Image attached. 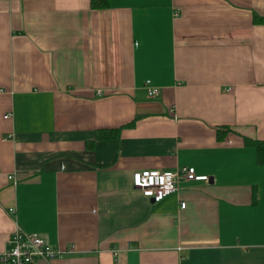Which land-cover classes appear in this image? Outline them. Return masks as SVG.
<instances>
[{
  "label": "crops",
  "instance_id": "crops-1",
  "mask_svg": "<svg viewBox=\"0 0 264 264\" xmlns=\"http://www.w3.org/2000/svg\"><path fill=\"white\" fill-rule=\"evenodd\" d=\"M260 18L264 0H0V264L17 227L74 247L34 264H264ZM184 165L209 180L131 184Z\"/></svg>",
  "mask_w": 264,
  "mask_h": 264
},
{
  "label": "built area",
  "instance_id": "built-area-1",
  "mask_svg": "<svg viewBox=\"0 0 264 264\" xmlns=\"http://www.w3.org/2000/svg\"><path fill=\"white\" fill-rule=\"evenodd\" d=\"M144 89L148 98L158 94V87L150 80L144 82ZM208 181L209 177L198 174L193 166H178L172 169H141L132 172L131 184L144 197L161 200L176 192L183 182ZM185 202H180L183 208ZM74 251L73 245L66 248L54 246L46 242L35 232H25L16 228L8 237L6 247L1 254L2 264H34L37 259H52L65 253ZM117 254L118 251H113Z\"/></svg>",
  "mask_w": 264,
  "mask_h": 264
},
{
  "label": "trees",
  "instance_id": "trees-1",
  "mask_svg": "<svg viewBox=\"0 0 264 264\" xmlns=\"http://www.w3.org/2000/svg\"><path fill=\"white\" fill-rule=\"evenodd\" d=\"M107 5H108V0H90V6L92 8L105 7ZM259 20L264 21V19L262 18H260ZM106 132L107 131H98L96 136L104 137L106 135ZM250 143H252L256 149L257 161L259 163H264V140L251 141Z\"/></svg>",
  "mask_w": 264,
  "mask_h": 264
}]
</instances>
